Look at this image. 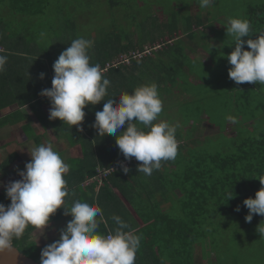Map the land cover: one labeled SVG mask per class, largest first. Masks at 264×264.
I'll list each match as a JSON object with an SVG mask.
<instances>
[{"label":"trees","instance_id":"16d2710c","mask_svg":"<svg viewBox=\"0 0 264 264\" xmlns=\"http://www.w3.org/2000/svg\"><path fill=\"white\" fill-rule=\"evenodd\" d=\"M103 1L110 9L125 7V13L128 11L127 21L131 20L130 15L134 16L133 20H137L141 14L137 8L140 0ZM52 6L50 0H0V54L8 58L5 71L0 72V129L8 124L23 123L27 118L23 107L28 106L45 130L52 126L71 141L78 140L76 142L83 145V156L69 159L70 170L65 176L70 193H74L66 198L68 206L74 200L97 204L103 212L102 218L97 217L99 225L105 226L104 223H107L112 231L117 227L112 217H121L141 238L135 264H216L218 257L222 259L223 255L215 254V261L211 263L206 261L207 256L200 246L205 240L209 241V237H215V249L220 251L225 236H228L230 242L235 236L240 238V231L247 229L245 217L249 213L243 202L247 198H255L256 192L264 187L259 180L264 178V116L260 122L257 119V112L264 111V100L256 104L250 90L246 93L239 89L232 90L230 95L236 99L233 106L238 108V127L234 134H227L224 132L227 124L222 137L220 136L219 146L211 144L215 139L209 135L202 140L201 133L204 130H199L202 126L199 119L192 120L186 116V124L192 122V131L189 130L190 127L186 131L177 127L178 154L174 160L162 161L161 168L147 176L137 171L141 162L133 157L128 165L130 171L125 174L124 165L119 164V160H127L116 145L115 137H101L93 127L95 112L103 109L104 101L88 105L84 109L86 117L82 127L89 133L86 130L79 131L76 126L71 128L59 119L50 120V100L40 93L52 87L55 75L53 64L58 58L51 56L46 47L43 50L46 51L45 57L34 52L33 57L16 58L13 53V46L21 45V39H25L26 34L31 33L34 36L32 38H37L35 32L24 26L36 23L34 18L46 19L49 12L53 13ZM238 11L242 13L241 19H247L251 23L254 33L251 38L255 39L260 32H264V0L247 2ZM165 21L157 25L159 31L167 27ZM149 25V32L155 34L156 23ZM140 26L147 27L144 23ZM155 39H158L157 36ZM155 39L152 37L151 42L138 44L133 41L125 45L112 43V46L109 44V49L106 47L105 54L99 55L95 51L90 55L91 63L99 64L103 70L107 64L110 65L103 71L104 77L111 82L105 100L115 95L114 100L118 102L121 93H132L136 87L156 83L160 96L165 97V102L168 103L169 95L165 94H170L177 87L183 70L187 67L189 72H193L186 61L189 53L187 50L190 48H178L181 55L178 59L176 55L165 54L161 57H165L167 61L159 62L161 58L154 61L151 60L154 57L151 54L169 44L162 39L163 42L155 44ZM243 39L247 40L248 37ZM226 41L229 44L231 37ZM71 42L72 40L66 41L67 44ZM37 44L40 46L37 49L44 48L41 43ZM28 47L32 49L30 45ZM245 49L250 50L246 44ZM122 55L126 56L127 61H124L125 58L121 59ZM31 57L35 61L29 62ZM148 64L159 68L157 75L137 72L140 70L139 65L148 68ZM132 65L139 68L128 70ZM41 73L45 74L43 79ZM246 83L248 82L243 84ZM249 86L254 92L258 89L261 92L264 88L259 83H249ZM164 107L166 105L163 104V109ZM164 113L163 110L162 116ZM245 122L250 123L251 129L239 125ZM126 127L127 123L121 131H125ZM17 158V153L7 157L0 164V171H8ZM109 169L111 172L104 174ZM0 203L5 206L11 203L3 187H0ZM237 207L240 211L236 210ZM253 218L264 219V216L255 214ZM34 229L37 228L29 225L21 238L14 239L13 244L17 246L27 240ZM223 231L229 235H225ZM107 233L106 231L104 234ZM241 243H244L242 238ZM24 244L29 247L27 243ZM19 249L31 257L28 251ZM199 252L205 263L198 261Z\"/></svg>","mask_w":264,"mask_h":264},{"label":"clouds","instance_id":"9594fccd","mask_svg":"<svg viewBox=\"0 0 264 264\" xmlns=\"http://www.w3.org/2000/svg\"><path fill=\"white\" fill-rule=\"evenodd\" d=\"M198 3L204 9L214 0ZM225 26L227 36L231 37L228 46L234 45L226 56L232 66L228 70L229 79L237 85L248 82L264 86V32L251 38L254 34L251 23L241 18L230 17ZM93 44L84 37L76 38L54 62L52 87L40 93L50 100L49 119H59L83 132L84 109L104 101L103 109L95 112L93 127L101 137L114 136L125 159L131 162L135 157L141 162L137 171L151 176L161 168L162 161L176 158L178 126L164 120L156 122L163 111L156 83L136 87L132 93H121L118 102L115 95L105 100L111 82L104 77L99 64L91 63L89 50ZM245 44L250 50L245 49ZM7 60L6 55L0 54V72L5 71ZM40 76L43 79L45 74ZM226 119L236 122L231 115ZM126 123V130L121 131ZM29 152L31 161L26 163V171L18 173L22 179L6 187L11 203L7 206L0 203V253L13 251L14 239L21 238L29 225L41 230L47 227L51 217L63 208L64 214L72 219L60 231V238L42 249L40 264H135L141 239L135 230L121 217L113 216L117 224L114 231L107 234L99 231L97 217L102 218L103 212L97 204L74 200L68 206L66 198L74 195L65 179L70 166L53 144H40ZM123 171L127 174L130 169L123 166ZM259 180L264 186V178ZM243 203L249 209L247 222L255 214L264 216V187L256 192L255 198H247ZM258 231L264 236V226L259 225Z\"/></svg>","mask_w":264,"mask_h":264},{"label":"rangeland","instance_id":"374dc122","mask_svg":"<svg viewBox=\"0 0 264 264\" xmlns=\"http://www.w3.org/2000/svg\"><path fill=\"white\" fill-rule=\"evenodd\" d=\"M137 1L139 2V0ZM250 1L253 0H214L211 6L202 9L198 0H140V6L137 7L138 12H141L139 18L133 20L132 17L134 16L130 15L131 20L127 21L128 11L125 13V10H127L125 7L110 9L103 0H50L53 5V13L49 12L46 19L44 17L34 18L36 23H33L32 26H24L35 32L37 38H32L34 36L30 35L31 33L26 34L25 39H21L23 42L21 45L13 46V53H15L16 58L29 57L34 52L43 54L42 56L45 57L46 51L43 50L48 48L51 56L58 58L61 52L70 45L66 43L67 40L71 41L84 37L94 42L93 47L89 50V55L95 51L97 54L102 55L106 53V47L109 49V44L118 43L119 45H125L132 41L136 44L139 42L148 43L151 42L152 37L155 39L157 36L158 39L154 40L155 44L163 41L169 43L168 46H164L159 52L154 51L151 54L154 55L151 60L157 61V58H161L160 62L161 60L167 61L165 57H161L165 54L176 55V59L180 58L181 55L177 49L188 47L190 49L187 51L191 54L185 51L188 54L186 61H188V65L191 66L193 72H189L187 67L183 70L177 87L170 94H165L169 95L167 96L168 98L166 97L168 103L165 102V97H161L167 109L164 107L165 113L163 116L161 114L158 121L164 120L170 124L172 122L173 125L179 124L178 128L184 129L183 131L190 127L189 130L192 131V122L187 125L186 116L192 120L199 119V124L202 125L199 130H204L201 133L202 140H205L206 136L209 135L215 139L212 140L211 144L219 146L218 142L220 136L222 137L221 134L224 132L234 134L238 127V108L233 106L236 99L230 95L232 90L239 89L243 93L250 90L256 104L264 100V88L261 92L259 89L254 92L249 88V83L237 85L233 80L229 79L228 75V70L232 66L226 56L233 51L234 45L228 46V41L226 40H229L230 37L227 36L225 25L230 17L242 18V13H239L238 10L243 4ZM60 9L63 11H58ZM163 21L167 23V27L163 26L166 28H162L159 31L158 26ZM152 22H155L156 26L158 25L155 29V34L149 32V26H151L149 24ZM142 23L147 27L140 26ZM170 31L173 32L171 33ZM172 38L174 39L172 40ZM15 42L17 41H13V43ZM37 42L41 43L44 48L37 49L39 46ZM136 50L138 49L136 48ZM222 53L224 54L223 56L221 55ZM122 56L121 59L126 57L125 55ZM32 57L28 59L29 62L35 61ZM171 60L174 59L172 58ZM139 67L140 70L137 72H146L149 76L151 73H154V75L158 74L157 70L159 68L156 69L150 64H148V68H144L141 65ZM139 67H133L132 65L127 69L136 70ZM28 111V121L32 124L29 123L30 127L27 130L23 131L22 123H19V125L12 124V129L5 127L4 130H1L3 128L0 129V162L17 149L16 143L15 145L13 143L10 146H6L8 141L18 142L24 140L25 143L23 147H18L21 157L14 163L12 168L6 172L0 171V187L5 188V190L10 182L22 179L18 173L19 171H24L26 163L31 161L29 150L40 145L35 143V138H37L39 133V137L42 140L41 144L51 142L59 153V150L66 149V156L60 153L62 158L67 160V158L82 155L81 146L69 145L63 137V132L55 134L51 130L43 134L38 120L35 119L37 117L31 112L32 110L29 107ZM263 112H257L259 122L262 119L261 117L264 116ZM229 115L235 117L237 123L228 122L226 118ZM241 121L243 120L241 119ZM25 122L27 123V119ZM25 122L23 124H26ZM239 125L248 126L249 128L251 126L247 122L239 123ZM194 127L197 128V125ZM225 127H227L226 131L222 132ZM222 142L226 143L225 140ZM65 162L70 165L69 161ZM73 164L75 165L76 163ZM71 166L73 165L71 164ZM71 219L72 217L68 215L62 220L63 222H56L55 225L47 226L42 230L34 229L30 234L28 233L27 240L18 243L17 246L22 250L28 251L31 257L40 262L42 249L60 238V231L66 227ZM104 224L105 226L103 224L99 225V231L102 233L109 230L108 224ZM245 225L247 229L240 231V238L235 236L230 242L228 236H225L224 242L220 246V251L215 249L216 245L213 240L215 237L212 239L209 237V241L205 240L200 247L207 256L206 261L214 262L215 254L219 253V255H223V258L220 259L218 257L219 263L216 261V264H264V236L258 231L259 225L264 226V219L253 218L251 222H247ZM223 233L229 235L226 231H223ZM217 234L219 236L218 232ZM241 238L244 243H241ZM24 242L29 247L25 246ZM197 259L199 262L202 260V263H205L201 252L197 254Z\"/></svg>","mask_w":264,"mask_h":264},{"label":"crops","instance_id":"0c3cea01","mask_svg":"<svg viewBox=\"0 0 264 264\" xmlns=\"http://www.w3.org/2000/svg\"><path fill=\"white\" fill-rule=\"evenodd\" d=\"M23 109H25V113H26V115H27V116H26V117H27V118H26V119H27V123H26L25 121H24V122H25L26 124H23L24 122L22 123V129H23V131H25V130H27V127H29V125L32 124V123L28 121V115H29V113H28V112H29V111H28V106H27V107H26V106L23 107ZM29 109H30V108H29ZM30 110H31V109H30ZM27 111H28V112H27ZM31 112L34 113L33 111H31ZM34 114H35V113H34ZM35 116L37 117L36 114H35ZM35 119L38 120V122H39V124H40V126H41V128H42V131H43L42 133H43V134H44V133H47V132H50L51 130H53V132H54L55 134H58V133H59V132H57L52 126H51V127L49 126V127L47 128V130H45V129L43 128V125H42L41 122L39 121V119H38V118H35ZM29 123H30V124H29ZM8 125H10V126H8ZM8 125H6V126H4V127H5V128H10V129H12L14 124H13V125H12V124H8ZM18 125H19V124H18ZM23 125H27V126H24V127H23ZM4 127H2L3 129H1V130H4ZM50 128H51V129H50ZM1 130H0V131H1ZM14 130H15V129H14ZM83 130H86V129L83 128ZM86 131L89 133L88 130H86ZM38 133H39V132H38ZM23 134H24V133H23ZM39 134H40V133H39ZM39 134L37 135V138H35V143H37V144H41V143H42V142H41L42 140H41V138L39 137V136H40ZM63 137L66 139V141L68 142L69 145H71V146L80 145V146H81L82 155H81V156L78 155V156L70 157V158H71V159H74V158H77V157H82V156H83V145H82L80 142H76V141H78V140H75V141L72 140V141H71L70 138L65 137V136H63ZM23 139H24V138H23ZM87 140H88V139H87ZM11 142H12L11 140L8 141V143H7L6 146H10V145H12L13 143H14V145H15V143H16L15 146H16L17 149L14 150V151L12 150L13 152H11L7 157H9V156L12 155V154H16V153H17V154H18V158H17V160H19L20 157H21V156H20V153H21V152H20V150H18V147H23V146L25 145L24 140H23V141H18V142H17V141H14V142H12V143H11ZM59 151H60V153H62L64 156H66V155H65V154H66V149H62V150H59ZM62 154H61V155H62ZM7 157H5V158L0 162V164H1V163H2ZM70 158H67V160H66L65 158H63V159H64L65 161L68 162ZM17 160H16V161H17ZM16 161H15L14 163H16ZM13 165H14V164H13ZM13 165H12V166H13ZM12 166H11V168H12ZM9 170H10V169H9ZM23 170L26 171V167H25V166H24V169H23ZM17 171H18V170H17ZM5 172H6V171H5ZM2 174H3V173H2ZM16 177H18V176H16ZM16 177H15V178H16ZM68 203H69V202H68ZM68 205H69V204H68ZM70 206H71V203H70ZM64 213H65V209H63V208L58 209V210H57V213H56L55 215L52 216V218H51L52 220H51V222H50V224H49L48 226L55 225L56 222H60V221L63 222L62 220H63L64 218L67 217ZM108 227H109V230H108L107 232H108V233H109V232H113V231L110 229L109 224H108Z\"/></svg>","mask_w":264,"mask_h":264},{"label":"water","instance_id":"95a60500","mask_svg":"<svg viewBox=\"0 0 264 264\" xmlns=\"http://www.w3.org/2000/svg\"><path fill=\"white\" fill-rule=\"evenodd\" d=\"M0 264H40L34 258L26 255L16 245L13 251L0 253Z\"/></svg>","mask_w":264,"mask_h":264},{"label":"built area","instance_id":"2783aa9c","mask_svg":"<svg viewBox=\"0 0 264 264\" xmlns=\"http://www.w3.org/2000/svg\"><path fill=\"white\" fill-rule=\"evenodd\" d=\"M124 61H127V59L125 58ZM109 67H110V65L107 64L106 68H105L103 71H106ZM129 163H130V161H121V160H119V164H122V165H124V166H128ZM110 172H111V169L106 170V171L104 172V174H106V173H110Z\"/></svg>","mask_w":264,"mask_h":264}]
</instances>
